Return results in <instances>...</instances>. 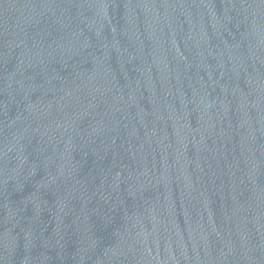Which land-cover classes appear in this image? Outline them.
<instances>
[{
  "label": "water",
  "instance_id": "95a60500",
  "mask_svg": "<svg viewBox=\"0 0 264 264\" xmlns=\"http://www.w3.org/2000/svg\"><path fill=\"white\" fill-rule=\"evenodd\" d=\"M0 264H264V0H0Z\"/></svg>",
  "mask_w": 264,
  "mask_h": 264
}]
</instances>
